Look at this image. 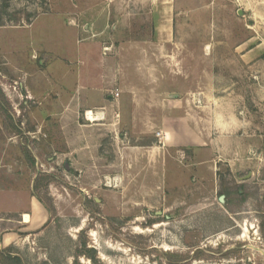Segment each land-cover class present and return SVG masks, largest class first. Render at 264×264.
<instances>
[{"label": "rangeland", "instance_id": "rangeland-1", "mask_svg": "<svg viewBox=\"0 0 264 264\" xmlns=\"http://www.w3.org/2000/svg\"><path fill=\"white\" fill-rule=\"evenodd\" d=\"M65 1L74 0H0L1 175L18 190L19 205L28 208L35 193L44 209L39 217L0 213V264L2 252L22 264H264V0H133L105 9V31L133 46L125 52L133 63L127 83L153 98L154 110L177 94L207 122L209 108L223 106L214 100L229 96L243 124L220 145L228 152L217 155L216 180L209 162L184 168L190 157L179 156L158 185L117 183L105 159L97 165V156L112 164L116 155L111 130L82 126L101 122L99 109L89 120L79 112L78 121H66L69 93L57 84L65 85L67 58L81 44L60 13ZM158 31L173 37L160 43ZM132 125L133 135L144 133L142 123ZM88 136L104 150L81 152ZM195 153L205 160L204 151ZM40 172L51 178L36 191ZM10 204L9 194L3 205ZM10 233L19 240L4 246Z\"/></svg>", "mask_w": 264, "mask_h": 264}, {"label": "crops", "instance_id": "crops-1", "mask_svg": "<svg viewBox=\"0 0 264 264\" xmlns=\"http://www.w3.org/2000/svg\"><path fill=\"white\" fill-rule=\"evenodd\" d=\"M70 2H72L71 7L67 5ZM132 2L133 0H74L68 1V3L63 2L66 10L60 13L68 17V24H71V28L75 30V36L72 38L77 39L78 43L81 44L76 54L69 59L67 58L70 69L64 77L65 85L57 84L60 91L64 90L65 94L69 93L68 98L70 100L68 99L67 104H70V107L68 105L66 107H68L67 112L73 117H66L65 115V119H68L66 121H78L79 115L77 113L80 112L84 120H89L88 116L93 111L100 110L96 114L99 117H105L101 122L95 124L86 122L82 126L87 130H99L101 132L106 129L111 130L109 132H112V150L116 152L115 159H113L112 164H108L107 157L101 159L102 157L97 156L95 160L98 162L97 165L101 166L102 161L99 162V160L105 159L106 168L110 166L112 168V173L108 174V177H111L110 179L114 182L162 184L163 178L167 177L168 165L170 163L176 165L179 156L181 158L190 157V161L183 165L184 168H194L196 162H209L208 171L213 172L212 180L214 181L216 180L214 170L218 162L217 155L228 152L220 145L234 141L231 137L233 130L243 128L241 119L233 108L234 101L229 96L215 99V104L223 103V106H217L213 109L210 107L208 111L210 113L209 121L206 122L203 117L197 116L193 108L185 107L183 99L180 100L177 94L175 101L168 99V97L165 98L167 104L165 99H160V107L154 110L153 98L141 96L142 89L129 86L126 66H131L133 63L126 60L125 52H128L133 46L125 42L122 43L121 40H125L122 35L117 36L105 31L109 25L108 22L105 23V9L112 7L120 10V8L131 6ZM145 6H149V4ZM117 19L120 22L121 19L119 17ZM103 24L101 29H96ZM172 37V34L168 32L158 31L155 38L160 43H164ZM106 47L111 50L108 56L104 55V48ZM115 91L121 92L119 98L114 97ZM161 102L164 103L163 108ZM140 105H144V108H140L141 110H139ZM221 108L223 112H220ZM138 122L144 125V133H141L140 136L133 135L131 131L134 127L132 123L135 125ZM206 123L209 125L207 128L205 127ZM122 124L128 131L125 138L120 134L124 130ZM70 126L72 128L71 124H66L65 133L68 144L66 152L73 150L72 131L71 128H67ZM141 137L150 138V142L139 145H134L131 142V140L134 141ZM99 140L100 138L88 136L86 141L85 139L82 141L84 146L81 148V152L98 153L99 148L104 150V145L102 146L103 143L101 144ZM198 151L206 153L205 160H197V153L195 152ZM3 166L5 164H0V213L15 211L10 214H18L21 211H34L36 215L39 214L38 217L41 216L44 209L32 193L29 197L28 208L19 205L18 190L10 189L7 182H3L1 175ZM126 168L129 170L127 171ZM204 176L205 174L201 175L200 178ZM197 178L199 177L197 176ZM208 180L210 179L208 178ZM9 194L12 196V204L3 205L4 197L7 198ZM3 240L4 246H8L11 242L13 244L18 242L19 235L17 233L5 234Z\"/></svg>", "mask_w": 264, "mask_h": 264}, {"label": "trees", "instance_id": "trees-1", "mask_svg": "<svg viewBox=\"0 0 264 264\" xmlns=\"http://www.w3.org/2000/svg\"><path fill=\"white\" fill-rule=\"evenodd\" d=\"M0 97L4 98V92L2 90V88L0 87ZM27 155H29V151H26ZM30 162L34 163V160L32 158H30ZM50 175L45 174L43 172H40L35 180V184H34V190L37 191V189H39L40 187H44L46 186V184L48 183V180L50 179ZM35 196V193H33ZM81 253H84L86 256L92 258L93 260H95L96 258V250L94 249H85L80 250ZM1 258L4 264H22V260L19 256H14L11 254H4V252L1 253Z\"/></svg>", "mask_w": 264, "mask_h": 264}, {"label": "built area", "instance_id": "built-area-1", "mask_svg": "<svg viewBox=\"0 0 264 264\" xmlns=\"http://www.w3.org/2000/svg\"><path fill=\"white\" fill-rule=\"evenodd\" d=\"M113 95H114V97L118 98L120 94H119V92H114Z\"/></svg>", "mask_w": 264, "mask_h": 264}, {"label": "water", "instance_id": "water-1", "mask_svg": "<svg viewBox=\"0 0 264 264\" xmlns=\"http://www.w3.org/2000/svg\"><path fill=\"white\" fill-rule=\"evenodd\" d=\"M221 199H222V197H221Z\"/></svg>", "mask_w": 264, "mask_h": 264}, {"label": "bare ground", "instance_id": "bare-ground-1", "mask_svg": "<svg viewBox=\"0 0 264 264\" xmlns=\"http://www.w3.org/2000/svg\"><path fill=\"white\" fill-rule=\"evenodd\" d=\"M96 121V120H95Z\"/></svg>", "mask_w": 264, "mask_h": 264}]
</instances>
